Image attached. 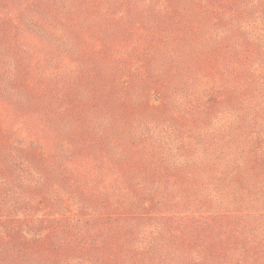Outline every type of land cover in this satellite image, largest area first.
Returning a JSON list of instances; mask_svg holds the SVG:
<instances>
[{
    "label": "rangeland",
    "instance_id": "rangeland-1",
    "mask_svg": "<svg viewBox=\"0 0 264 264\" xmlns=\"http://www.w3.org/2000/svg\"><path fill=\"white\" fill-rule=\"evenodd\" d=\"M0 264H264V0H0Z\"/></svg>",
    "mask_w": 264,
    "mask_h": 264
}]
</instances>
